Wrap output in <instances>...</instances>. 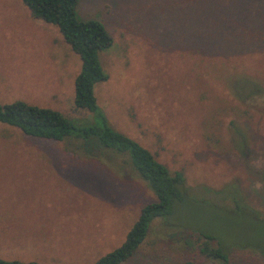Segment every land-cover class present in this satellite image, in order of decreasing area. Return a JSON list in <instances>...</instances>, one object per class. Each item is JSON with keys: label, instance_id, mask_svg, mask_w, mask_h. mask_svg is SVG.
<instances>
[{"label": "rangeland", "instance_id": "1", "mask_svg": "<svg viewBox=\"0 0 264 264\" xmlns=\"http://www.w3.org/2000/svg\"><path fill=\"white\" fill-rule=\"evenodd\" d=\"M79 14L113 38L94 86L108 124L185 179L129 264H264V0H80ZM80 67L55 26L0 0V104L85 123ZM88 149L0 124V259L94 264L121 246L155 196L126 156Z\"/></svg>", "mask_w": 264, "mask_h": 264}, {"label": "trees", "instance_id": "2", "mask_svg": "<svg viewBox=\"0 0 264 264\" xmlns=\"http://www.w3.org/2000/svg\"><path fill=\"white\" fill-rule=\"evenodd\" d=\"M33 18L55 26L63 40L80 58V71L74 81V105L91 114L89 121L78 123L61 113L30 105L21 100L0 104V124L18 128L25 135L42 140L75 139L88 147L104 148L128 158L139 177L146 182L155 200L142 207L139 217L127 232L120 247L98 259L94 264H129L147 237L150 224L157 218L168 219L175 204L188 198L181 172H170L154 155L122 133L112 129L97 106L94 86L108 79L100 62V53L113 45V38L96 19L77 15L80 0H21ZM228 1V0H226ZM221 11L226 4L216 7ZM201 237V236H200ZM198 249L202 255L224 259L218 248H211L210 237ZM0 264H39L2 260Z\"/></svg>", "mask_w": 264, "mask_h": 264}]
</instances>
